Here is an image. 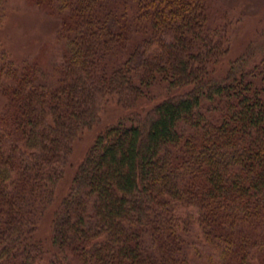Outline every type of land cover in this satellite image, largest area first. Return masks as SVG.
<instances>
[{"label": "trees", "instance_id": "1", "mask_svg": "<svg viewBox=\"0 0 264 264\" xmlns=\"http://www.w3.org/2000/svg\"><path fill=\"white\" fill-rule=\"evenodd\" d=\"M26 1L64 50L48 71L0 38V264H264V19L226 65L242 20L211 0ZM157 85L58 197L105 106Z\"/></svg>", "mask_w": 264, "mask_h": 264}, {"label": "rangeland", "instance_id": "2", "mask_svg": "<svg viewBox=\"0 0 264 264\" xmlns=\"http://www.w3.org/2000/svg\"><path fill=\"white\" fill-rule=\"evenodd\" d=\"M7 2L9 10L5 23L0 28V38L16 57L30 60L34 57L44 58L47 70L52 71L54 65L59 63L58 55L64 50L63 44L57 41L56 19L49 17L26 0ZM211 2L216 14L224 12L230 17L241 16V24L234 33L235 43L225 58L224 63L227 65L230 58L243 52L255 27L264 19V0H211ZM153 88L156 94L154 99H141L132 106H123L115 100L105 106L101 121L95 127L85 130L75 142L71 164L60 184L58 197L67 192L78 165L103 128L119 121L128 123L138 115L144 114L161 99L178 93L177 90H168L158 85ZM3 101L0 93V107ZM50 232V220L47 218L41 225L40 236H50Z\"/></svg>", "mask_w": 264, "mask_h": 264}]
</instances>
